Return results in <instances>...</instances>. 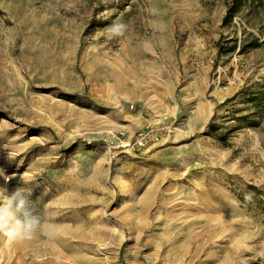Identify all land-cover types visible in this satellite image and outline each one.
<instances>
[{
  "label": "rangeland",
  "instance_id": "obj_1",
  "mask_svg": "<svg viewBox=\"0 0 264 264\" xmlns=\"http://www.w3.org/2000/svg\"><path fill=\"white\" fill-rule=\"evenodd\" d=\"M228 2L0 0V187L57 233L0 264H264V0Z\"/></svg>",
  "mask_w": 264,
  "mask_h": 264
},
{
  "label": "clouds",
  "instance_id": "obj_2",
  "mask_svg": "<svg viewBox=\"0 0 264 264\" xmlns=\"http://www.w3.org/2000/svg\"><path fill=\"white\" fill-rule=\"evenodd\" d=\"M123 28L122 24H114L109 32L119 35ZM5 181L7 184L8 177H5ZM38 232L50 239L57 235L53 227L45 225L35 213L22 187L11 191L6 186L0 187V235L13 241H30Z\"/></svg>",
  "mask_w": 264,
  "mask_h": 264
},
{
  "label": "trees",
  "instance_id": "obj_3",
  "mask_svg": "<svg viewBox=\"0 0 264 264\" xmlns=\"http://www.w3.org/2000/svg\"><path fill=\"white\" fill-rule=\"evenodd\" d=\"M247 0H229V2L227 3L226 6V10H225V14L222 17V24L226 25L228 24L232 17L241 9V6L246 2ZM260 0H249L248 3L250 4H254L255 2H259ZM230 41L232 44H230L229 46H227L224 51L225 52H229L233 49H235L236 47V39L235 38H230ZM257 40H253L251 43H255ZM218 48L220 50H222L223 48L220 45V42H218ZM249 101H253L254 97L251 95L249 96Z\"/></svg>",
  "mask_w": 264,
  "mask_h": 264
},
{
  "label": "built area",
  "instance_id": "obj_4",
  "mask_svg": "<svg viewBox=\"0 0 264 264\" xmlns=\"http://www.w3.org/2000/svg\"><path fill=\"white\" fill-rule=\"evenodd\" d=\"M147 135V132H140L139 134H138V137H137V140H136V142L138 143V144H142V143H144L143 141H145V136Z\"/></svg>",
  "mask_w": 264,
  "mask_h": 264
}]
</instances>
